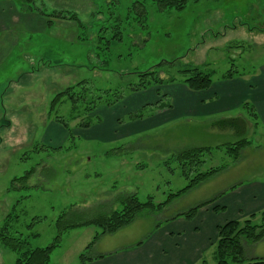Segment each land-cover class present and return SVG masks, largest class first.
<instances>
[{"label": "rangeland", "instance_id": "1", "mask_svg": "<svg viewBox=\"0 0 264 264\" xmlns=\"http://www.w3.org/2000/svg\"><path fill=\"white\" fill-rule=\"evenodd\" d=\"M27 1L0 0L2 9L12 11L16 38L12 57L0 70V82L7 77L13 82L9 86L22 84L24 92L29 90L32 95L24 107L20 103L10 109L12 117L4 119L5 108H0V230L16 205L19 220L13 230L25 236L38 234L31 238L32 245L46 248L57 236L56 222L65 211L68 223H81L122 210V199L127 195L137 194L142 203L152 197L155 204H161L186 188L198 173L227 166L162 212H144L115 235L101 237L88 253L95 257L108 248V244L102 247L105 242L111 243V249L133 244L151 234L158 224L229 194L234 187L264 182L263 123H248L246 136L251 144L233 162L225 145L240 138L211 126L214 120L225 117L189 116L161 122L152 118L161 112L156 107L160 99L165 105L176 104L175 90L185 85L184 71L190 68L213 72V81L218 84L233 69L236 77H243L264 64V0H201L183 11L164 13L158 12L151 0ZM138 2L144 4L148 20L140 18ZM29 6L46 15L61 11L77 14L88 26L79 33L94 36L85 43L77 42L76 25L69 20L56 22L53 34L31 31L26 35L16 19L17 11L24 12L22 7ZM116 26H120L123 41L114 43L111 51H102L105 40H98V31L108 28L102 36L111 38L118 32ZM59 35L71 42H58ZM102 61L108 62L105 68L109 71L93 69L102 67ZM151 69L159 71L162 80L175 82L154 85L146 94L133 95L129 85L140 83L137 73ZM80 83L92 93L110 91L103 95L104 102L117 100L118 93H122L123 103L113 108L100 106L95 118L84 112V103L74 112L66 103L50 116L54 98ZM74 115L79 117L76 121L72 120ZM99 118L102 124L90 130L76 127L81 121ZM59 119L71 132L62 128ZM129 127L136 129L124 133ZM196 148H210L211 152L202 157L205 163L201 167L187 165L190 174L185 177L180 163L173 158ZM34 168L27 185L17 183L11 190L14 179ZM33 222L34 227L29 229ZM255 224L261 225L262 220L258 218ZM99 232L94 226L68 230L61 247L52 254L51 264L78 263ZM245 257L249 261L264 259V240L246 245ZM16 259L17 255L0 243V264H15Z\"/></svg>", "mask_w": 264, "mask_h": 264}, {"label": "trees", "instance_id": "2", "mask_svg": "<svg viewBox=\"0 0 264 264\" xmlns=\"http://www.w3.org/2000/svg\"><path fill=\"white\" fill-rule=\"evenodd\" d=\"M32 0H28L27 2H31ZM156 7V10L160 13L170 12V11H183L188 7L191 3H197L201 0H151ZM208 1H220V0H208ZM137 4L140 5L139 15L140 18L145 21L148 20V13L144 4L138 2ZM136 6V3H135ZM23 13H33L35 12L37 15L42 16L47 21L48 27L50 29L53 28L54 22L69 20L76 25L77 28V42L85 43L94 36V33H90L89 36H83L79 33V30L83 28H88L83 22L80 21L77 14L71 15L66 14L65 12H53L50 15H46L41 10H34L32 6L22 7ZM27 8V9H26ZM33 13V14H35ZM96 15H101L100 12H97ZM115 28L118 29V32L111 38H105L102 36L103 33L108 31V28H102L98 31L97 37L99 41L105 40V49L102 51H111L114 43H121L123 41V34L120 31V26H116ZM252 30V28H250ZM263 31V30H260ZM101 32V33H100ZM100 59L101 56L97 55ZM102 67H94L93 69H98L100 71H109L105 68V65L108 63L106 61H102ZM159 71L148 70L143 73H137L140 78V83L137 85H129L131 86V90L133 91V95L135 94H146L148 91L153 89L154 85H164V84H173L175 82L174 79H170L168 81L162 80L158 75ZM186 79L184 80V87H186L189 91L199 93L205 92L212 88L214 81L213 76L214 73L211 71L201 70L199 68H190L184 71ZM135 75L136 73H130V75ZM125 74H123L124 76ZM236 72L230 71L224 76V81H230L236 77ZM91 89L84 83H80L74 87H69L64 92L59 93L51 103L49 115H53L56 112L58 106H62L64 104H70L73 108V112L77 110V108H81L78 106L80 103H84L85 108L84 112L86 114L93 116L95 118V114L100 106L104 105L105 107L113 108L117 105L119 106L122 104V100L124 95L122 93H118L117 100H105L103 95L109 94L110 91H101L95 90L90 91ZM157 90V89H156ZM91 94V95H90ZM98 94V95H97ZM158 95V93H157ZM167 97V95L165 94ZM106 103V104H104ZM161 111L164 109H172V105L168 103L165 105L160 99V103L156 106ZM246 110H248L249 118L254 121L258 122L257 116L254 114L252 109L248 108V105L244 106ZM84 113V114H85ZM130 115V114H129ZM72 120L76 121L79 117L78 116H71ZM90 117L91 120H93ZM142 115H139L137 118H141ZM88 121L84 122L81 121L77 124V129L80 130H90L96 125L102 124V120L99 118L98 121ZM119 122V121H118ZM59 124H63L62 128L68 132H71L67 123L65 121H60ZM119 126L121 122H119ZM213 129H219L221 131H230L233 132L236 136L240 139L235 143H230L225 145L227 149L228 155L233 158V162H237L240 158L241 152L250 146V141L247 139L248 134V122L240 117H233V118H223L219 120H214L211 123ZM220 149V148H219ZM210 148H196L191 150H185L176 154L173 160L180 163V166L183 168V176L188 177L189 172L187 165H190L193 168L201 167L205 162L202 160V157L206 153H210ZM190 168V167H189ZM227 168L226 165L212 168L207 172L198 173L194 179L190 181V184L176 194H171L169 196V200L161 203L155 204L152 197L148 199L146 203H142L137 194L127 195L122 199L123 208L120 211H114L109 215H101L93 220H89L86 222L81 223H68L70 221L67 218L68 214L65 211L57 220L56 228L58 231L57 236L53 240L52 244L46 248H38L34 247L31 243V238H36L39 235L33 234L31 236H25L22 232L14 231V225L19 220L15 212L14 206L12 213H10L4 222L0 230V243L5 246L10 251L14 252L17 255L16 263L15 264H51L52 254L61 247L63 235L72 229H76L81 226H94L100 229V232L96 234L94 240L91 244H89L84 253H82L79 257V262L81 264H86L94 260L93 257L89 256V251L94 248L96 242L104 236H112L118 233L120 230L128 227L131 225L140 214L144 212H162L169 204H171L175 199L180 198L181 196L187 194L189 191L193 190L194 188L198 187L200 184L208 181L221 171ZM191 169V168H190ZM190 171V170H189ZM35 174V168L31 171L27 172L26 175L23 177L14 179L12 181L11 190H15V184H23L27 185L29 180ZM224 194H221L219 197L208 201L206 203L200 204L193 209L189 210L188 212L179 215L178 217H184L186 219H193L197 212L202 208L208 206H214L215 212H222L224 211L223 207L218 206L216 203ZM261 217L263 219L261 225L255 224L256 215H252L251 217L244 219L242 221L233 220L230 221L223 226L218 228V241L216 243L215 249V260L216 264H264V259H252L251 261L247 260L245 257V248L246 245H256L264 240V212L261 213ZM39 221V219H37ZM167 221V220H166ZM165 221V222H166ZM36 222V221H35ZM33 222L31 225L28 226L29 229H32L35 225ZM160 224L157 225L159 227ZM97 258V257H96ZM98 258H102L101 256Z\"/></svg>", "mask_w": 264, "mask_h": 264}, {"label": "crops", "instance_id": "3", "mask_svg": "<svg viewBox=\"0 0 264 264\" xmlns=\"http://www.w3.org/2000/svg\"><path fill=\"white\" fill-rule=\"evenodd\" d=\"M1 7L2 5H0V70L11 59L13 47L16 44L12 11ZM16 20L21 28H25L26 35L31 31L53 34L54 27L58 26L54 25L56 23L54 22L53 28L50 29L44 18L37 14L20 11H17ZM57 22V24L60 23V21ZM58 38H60L57 39L58 42L62 39L66 43L71 42L66 36L59 35ZM24 74L30 73L24 72ZM240 76L230 81L214 83L212 88L205 92H191L184 86L178 88L175 90L178 94L174 95L176 104L172 105V109L153 114L152 118L155 122H161L189 116L240 117L251 123L248 110L244 107L248 105V108L252 109L257 116L258 123L264 125V64L257 71L245 72L243 77ZM6 81L7 77L3 79V83L0 82V108H5L4 119L12 117L10 109L19 106L16 104L21 103L24 107V103L27 104L32 100L29 90L24 92L25 86L17 84L13 88L9 86L13 83L12 80ZM8 82L10 83L7 84ZM147 96L151 98V95ZM129 128H126L124 133H133L136 129ZM105 130L107 131V128ZM54 131L60 134L58 129L52 128V132ZM115 134L116 137L117 133ZM216 204L223 207L224 211L215 212L214 206H208L199 210L191 220L178 217L183 213L178 214L160 224L159 227L156 226L154 231L143 240L138 239L133 244L122 248L111 249L109 248L111 243L105 242L102 247L108 244V248L98 252L99 254L93 257L94 260L86 264H216L215 249L219 227L233 220L242 221L252 215H256L255 220L259 218L263 221L261 213L264 212V182L234 187L229 194L224 193ZM100 256L102 258H98Z\"/></svg>", "mask_w": 264, "mask_h": 264}]
</instances>
